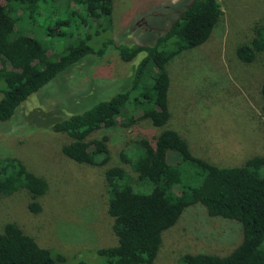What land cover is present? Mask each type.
I'll list each match as a JSON object with an SVG mask.
<instances>
[{"label":"trees","instance_id":"trees-1","mask_svg":"<svg viewBox=\"0 0 264 264\" xmlns=\"http://www.w3.org/2000/svg\"><path fill=\"white\" fill-rule=\"evenodd\" d=\"M112 12L113 0H0V122L11 119L31 95L86 57L104 58L112 47L124 62L143 54L127 87L53 125L71 138L62 147L68 158L95 166L111 160L107 130L142 119L157 130L132 140L120 153L135 177L121 165L105 170L117 243L94 250L104 264H153L164 232L189 207L200 205L211 217L239 222L242 240L226 255L186 253L179 264H264V154L239 164L217 163L193 153L177 129L162 128L172 118L167 65L210 38L224 19L221 1H189L149 45L117 44ZM237 54L249 64L264 55V19ZM260 92L264 98V79ZM48 188V181L20 158L0 156V203L25 190L28 209L37 214ZM61 253L41 246L16 221L0 229V264H60Z\"/></svg>","mask_w":264,"mask_h":264},{"label":"rangeland","instance_id":"rangeland-1","mask_svg":"<svg viewBox=\"0 0 264 264\" xmlns=\"http://www.w3.org/2000/svg\"><path fill=\"white\" fill-rule=\"evenodd\" d=\"M189 1L113 0L116 43L152 44ZM220 1L224 19L210 38L181 52L167 65L172 118L162 128L177 129L198 156L239 164L264 154V98L260 92L264 55L249 64L237 54L253 37L255 24L264 19V0ZM142 55L124 62L112 47L104 58L86 57L31 95L11 119L0 122V156L20 158L49 183L41 197L42 211L37 214L28 209L30 196L25 190L3 198L0 229L8 221H16L41 246L63 252L60 264H104L94 249L117 243L108 214L105 170L121 165L135 177L120 153L132 140L147 138L157 130L146 119L107 130L111 160L106 166H95L68 158L62 147L71 138L55 131L53 125L127 87ZM242 236L239 222L211 217L203 206H191L164 232L153 264H179L186 253L226 255Z\"/></svg>","mask_w":264,"mask_h":264}]
</instances>
